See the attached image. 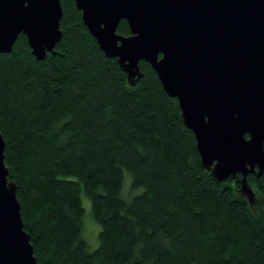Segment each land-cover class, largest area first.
<instances>
[{
	"label": "trees",
	"instance_id": "obj_1",
	"mask_svg": "<svg viewBox=\"0 0 264 264\" xmlns=\"http://www.w3.org/2000/svg\"><path fill=\"white\" fill-rule=\"evenodd\" d=\"M60 3L53 54L35 59L23 34L0 53L4 163L36 264H264V172L247 175L252 205L241 174L218 182L151 65L129 85L74 0ZM116 31L130 33L125 20ZM124 171L142 189L129 199ZM81 194L99 225L93 251Z\"/></svg>",
	"mask_w": 264,
	"mask_h": 264
},
{
	"label": "water",
	"instance_id": "obj_2",
	"mask_svg": "<svg viewBox=\"0 0 264 264\" xmlns=\"http://www.w3.org/2000/svg\"><path fill=\"white\" fill-rule=\"evenodd\" d=\"M81 19L129 85L148 62L176 98L195 137L202 166L218 182L241 174L239 192L252 205L247 175L264 172V0H74ZM60 0H0V53L20 34L30 53H54L62 31ZM125 20L129 34L118 33ZM0 133V264H36L16 183L4 163Z\"/></svg>",
	"mask_w": 264,
	"mask_h": 264
},
{
	"label": "rangeland",
	"instance_id": "obj_3",
	"mask_svg": "<svg viewBox=\"0 0 264 264\" xmlns=\"http://www.w3.org/2000/svg\"><path fill=\"white\" fill-rule=\"evenodd\" d=\"M123 177L124 178H123V187H122L121 196L124 199H129L133 195H136L142 191L141 188H139L133 192L130 190L131 176L127 171H124ZM239 188H240V186L237 189L238 192H239ZM253 192H254V197L256 196V201L262 200L259 193L254 188H253ZM254 200H255V198H254ZM81 202H82V206L84 209L82 236L87 243L88 249L90 251H93L98 246L97 235L99 232V225L97 224V222L94 220V218L92 216L90 201L84 194H81Z\"/></svg>",
	"mask_w": 264,
	"mask_h": 264
}]
</instances>
